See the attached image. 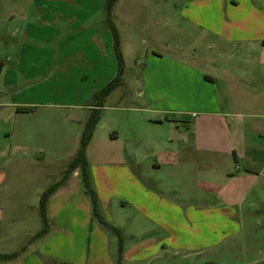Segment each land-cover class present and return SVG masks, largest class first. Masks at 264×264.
Segmentation results:
<instances>
[{
	"label": "crops",
	"instance_id": "1",
	"mask_svg": "<svg viewBox=\"0 0 264 264\" xmlns=\"http://www.w3.org/2000/svg\"><path fill=\"white\" fill-rule=\"evenodd\" d=\"M124 1L116 2L110 16L114 18L117 8L130 18L120 24L111 20L127 47H138V28L128 30L131 22L140 25L133 21L137 9ZM75 3L76 8L26 10L4 19L0 15V48L11 43L16 49L0 52V60H8L0 76L7 94L19 93L16 90L24 85L18 84L20 75L25 81L32 79L27 66L33 63L43 66L41 75L47 76V82L64 80L67 66L78 63L115 76V38L108 20L89 24L97 9H83L80 0ZM181 7L184 30L170 18L168 28L157 29L154 42L159 50L146 60L147 66L154 64L150 66L154 87L175 89L170 97L181 103L182 110L150 103L140 106L138 110L155 116L148 125V138L137 142L140 146L116 131L98 135L99 124L87 148L101 212L123 233L122 264H178L179 258L185 264H215L213 259L227 242L243 232L249 209L264 205V0H184ZM3 22L20 24L2 27ZM183 31L185 67L168 50L177 49L175 40ZM172 70H181L176 82ZM76 72L83 77L81 70ZM60 85L64 87V82L53 91ZM96 92H90L86 107L73 106L83 112L73 120L77 125L71 128L75 146L71 159L79 150L76 143ZM11 104L17 114L28 116L49 106L47 102ZM19 107L32 110L18 112ZM172 112L188 118L171 120L167 115ZM38 117L0 121V236L9 207L14 208L9 215L13 238L25 235L31 240L43 229L18 225L19 209L27 205L20 194L23 186L9 183L10 178L6 181L8 173L1 169L11 160L32 161L38 154H47L43 144L50 141L63 145L59 123L46 114ZM148 143L156 147L144 153L142 146ZM65 170L53 184L63 178ZM44 192L37 191L39 201ZM47 219L48 232L39 238L40 243L22 247L13 264H117L119 239L93 217L78 170L49 199ZM205 255L213 258L202 259Z\"/></svg>",
	"mask_w": 264,
	"mask_h": 264
},
{
	"label": "rangeland",
	"instance_id": "2",
	"mask_svg": "<svg viewBox=\"0 0 264 264\" xmlns=\"http://www.w3.org/2000/svg\"><path fill=\"white\" fill-rule=\"evenodd\" d=\"M80 1L83 9H97L96 16L92 17L89 24L95 21L101 22L103 19H114L116 23L120 24L123 19L130 18L128 16H122L123 12L121 10L117 12V8L116 12L114 11L115 15L113 14L114 18H111L109 12L106 10V0ZM74 2H79V0H0V15L4 19L10 13H21L26 10L35 12L47 8L78 7L77 3L74 4ZM183 2L184 0L124 1L125 5L137 9V15L133 17V21L138 20L140 25H133L131 22L128 30L134 27L138 28V34L141 36V45L132 48L127 47L126 42L122 40V34L120 33L121 35H119L118 33L120 50L124 59L122 72L123 83L108 97L105 103L102 118L99 123L100 127L97 130L98 135H101V133L107 134L108 131H111L112 135L116 131L122 136L127 135L131 137L133 139L131 141L132 144L138 147L141 145V142L137 143L138 141L148 138V125L151 120H155L153 114L138 110L140 106L150 103L156 104L158 107L165 105L175 111L182 110L181 103L174 102L170 97L171 92L176 91L175 89L169 91L166 88L167 85H156L154 87L153 80L151 79L152 70H150V66L152 67L154 64L149 63L147 66L146 58L153 50H159L155 49L156 42H154V38L157 36V29L158 31H164V28H168L166 23L170 18L174 20L176 27L184 30L185 21L179 17ZM19 24L3 22L1 26L13 27ZM175 42L178 45L177 49L170 48L168 50L179 59V65L185 67V60L187 59V38L185 37L184 31L177 36ZM165 50L161 49L162 52L167 53ZM2 51L13 53L16 51L15 45L8 43L0 48V52ZM1 60L5 63L8 61L6 57L1 58ZM115 64L117 65H115V70L117 69L116 74L118 76V62ZM164 66L169 67L170 65L167 64ZM27 67L30 68L29 72L32 79L25 81L23 76L20 75L18 84L19 86L24 84L23 87H32L29 91H25L23 87H20L16 90L19 91L17 95H12V93L7 94L6 91L9 90L6 89L4 80L0 82V121L13 122L16 119H38L39 115L46 114L49 115L48 119L58 122L61 127L60 132H64V137L60 134V137L63 139L62 146L54 145L50 141L48 144H43V146L48 148L47 154H38L32 161L24 160L21 162L19 160H11L7 166H1V169L8 173L6 174V181L10 178L9 183H17V185L23 186V192L20 194L27 205L19 209L21 211V218L18 220V225L28 229L32 226L44 228L39 205L40 198L37 191L41 189L46 191L59 178L71 160V154L75 147L72 143L74 129L71 128L77 125V122H73V120H76V113L79 112V114H82L83 112L79 108H75L79 109L75 110L73 106L81 105L86 107L90 100V92L102 90L109 82L116 78V74L114 77H111L112 75H110L109 70L107 73L105 71L102 72V68L94 71L88 65L78 63L67 66L68 71L66 72L64 80L55 78L53 81L49 80L47 82V76L41 75L43 66L38 65V63H33ZM77 69L82 71L80 74L83 76L82 78L78 77ZM172 71L173 80L176 82L178 80L175 78L177 77L179 79L181 77V70L176 73H174V70ZM61 82H64V87L60 85L59 89L57 88L58 91H53V87H57V84ZM165 83L167 84L168 80H165ZM37 87H41V89ZM45 90L48 91L45 93ZM12 102H17L20 106H32L31 103L38 104L47 102L49 106L42 108L34 116H28L27 114H17L16 108L12 107ZM52 104L70 106L72 108H53L54 106ZM167 116L171 120L178 119L183 122L188 118L186 114L180 115L178 112H172ZM103 126L104 131L102 129ZM182 129H185L184 125ZM56 130L54 128L50 129L54 133H56ZM149 143L142 146L144 153H150L149 151L155 149L156 145ZM76 144L80 147V142ZM167 145H171L170 140L167 141ZM40 146L42 145H34V147ZM188 187L190 188V186ZM12 210H14L12 207L6 210L7 220L3 222V231L0 236V255H16V257L8 260H0V264H13L14 262L12 261L19 256V250L22 247L25 249L26 247H30V245L37 246L40 243V237H34L31 240L27 239L25 235H21L18 238L12 237L10 232L12 226L9 222V215ZM244 227L243 232L236 240L227 242L223 249L224 253L220 251V254L213 259L215 264H264V205L258 204L256 207L249 209L244 218ZM22 244L26 245L23 246ZM206 258L213 257L211 255L202 257V259ZM178 264H185V262H181V258H179Z\"/></svg>",
	"mask_w": 264,
	"mask_h": 264
},
{
	"label": "trees",
	"instance_id": "3",
	"mask_svg": "<svg viewBox=\"0 0 264 264\" xmlns=\"http://www.w3.org/2000/svg\"><path fill=\"white\" fill-rule=\"evenodd\" d=\"M117 1L118 0H106V10L109 12V15H111V11ZM107 25L109 29L112 31L113 36L115 38V46H116L115 51L117 56L119 75L114 80L109 82L102 90L97 91L92 96L91 104H90L91 109L89 111L81 135L79 150L77 151L75 156L69 161L63 178L57 183L50 186L41 196L40 211L44 223V228L35 236V238L42 237L48 232L47 205L49 199L61 186H63L66 183V181L70 178V176L75 171L78 170L80 173L85 194L90 198L92 203L93 217L101 224V226L106 231L116 235L119 239V255H118L117 264H122L123 233L119 228H116L113 225H111L104 218L101 212L98 193L93 183L91 166L87 157V148L95 134L97 126L101 121L105 103L108 97L123 83L122 72L124 67V59L122 52L120 50L118 32L111 19H108ZM3 68H4V61L0 60V76L3 71ZM31 110H32L31 107H19L17 109L18 112H30ZM13 257H16V255H0V260H8V259H12ZM51 264H62V263H58L57 261H51Z\"/></svg>",
	"mask_w": 264,
	"mask_h": 264
}]
</instances>
